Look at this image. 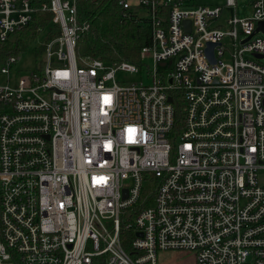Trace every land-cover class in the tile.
<instances>
[{
    "label": "built area",
    "instance_id": "1",
    "mask_svg": "<svg viewBox=\"0 0 264 264\" xmlns=\"http://www.w3.org/2000/svg\"><path fill=\"white\" fill-rule=\"evenodd\" d=\"M80 2L0 0V264H264V0H118L152 23L139 65L77 57ZM39 12L23 73L4 45Z\"/></svg>",
    "mask_w": 264,
    "mask_h": 264
},
{
    "label": "trees",
    "instance_id": "2",
    "mask_svg": "<svg viewBox=\"0 0 264 264\" xmlns=\"http://www.w3.org/2000/svg\"><path fill=\"white\" fill-rule=\"evenodd\" d=\"M38 1L33 0V3ZM142 10L125 11L118 0H81L79 18L82 32L77 57L101 60L108 64L139 65L140 53L144 47L151 45L153 33L152 23L146 13H141ZM52 17L50 12H39L29 29L48 28ZM19 50L18 46L14 52L19 53ZM6 54L0 50V56Z\"/></svg>",
    "mask_w": 264,
    "mask_h": 264
},
{
    "label": "rangeland",
    "instance_id": "3",
    "mask_svg": "<svg viewBox=\"0 0 264 264\" xmlns=\"http://www.w3.org/2000/svg\"><path fill=\"white\" fill-rule=\"evenodd\" d=\"M172 3H177L180 0H170ZM252 0H239L237 14L239 17H244L247 14L251 13V9L248 8L249 2ZM186 5L189 6H224L226 5L227 0H185ZM247 6V7H246ZM142 14H145V10L141 11ZM227 14V13H226ZM264 38V35H261ZM46 39L44 33H37L36 28L26 29L25 31L19 32L16 35L12 36L10 40L5 44L6 48L14 52L19 46V55L20 61L17 64V70L20 72L26 73L34 71L37 67L38 62L43 60L44 56L37 55L38 49H40L41 43ZM18 45V46H17ZM141 60V59H140ZM261 64L264 65V59H262ZM147 65L144 68V71H147L148 68H154V64L151 58H147ZM144 73L135 74L130 72L120 71L116 74V81L120 84L124 83H135L142 81L149 85L152 83V80L144 76ZM147 184L145 189H147ZM180 261L181 264H192L189 255L165 252L159 255V260L161 264H174V259ZM190 259V260H189ZM191 261V263H190ZM188 262V263H187Z\"/></svg>",
    "mask_w": 264,
    "mask_h": 264
},
{
    "label": "water",
    "instance_id": "4",
    "mask_svg": "<svg viewBox=\"0 0 264 264\" xmlns=\"http://www.w3.org/2000/svg\"><path fill=\"white\" fill-rule=\"evenodd\" d=\"M185 1V0H184ZM186 26L187 28L190 30V27H191V22L190 21H187L186 22ZM256 32H262L264 34V21H261L258 23V28L256 30ZM216 47L215 44H209L208 46V49H207V55L208 57L211 59V61L213 63H215V60H214V55H213V52H214V48ZM256 58H259V59H262L263 57L262 56H256ZM170 101H172L170 99ZM127 196V190H125V197Z\"/></svg>",
    "mask_w": 264,
    "mask_h": 264
},
{
    "label": "crops",
    "instance_id": "5",
    "mask_svg": "<svg viewBox=\"0 0 264 264\" xmlns=\"http://www.w3.org/2000/svg\"><path fill=\"white\" fill-rule=\"evenodd\" d=\"M128 1H130L134 5H137L141 0H128Z\"/></svg>",
    "mask_w": 264,
    "mask_h": 264
},
{
    "label": "snow or ice",
    "instance_id": "6",
    "mask_svg": "<svg viewBox=\"0 0 264 264\" xmlns=\"http://www.w3.org/2000/svg\"><path fill=\"white\" fill-rule=\"evenodd\" d=\"M106 99H108V98H106ZM131 131V130H130Z\"/></svg>",
    "mask_w": 264,
    "mask_h": 264
}]
</instances>
